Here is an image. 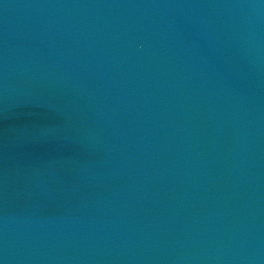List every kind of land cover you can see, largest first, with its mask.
I'll return each mask as SVG.
<instances>
[{
    "label": "water",
    "instance_id": "95a60500",
    "mask_svg": "<svg viewBox=\"0 0 264 264\" xmlns=\"http://www.w3.org/2000/svg\"><path fill=\"white\" fill-rule=\"evenodd\" d=\"M0 264H264V0H0Z\"/></svg>",
    "mask_w": 264,
    "mask_h": 264
}]
</instances>
